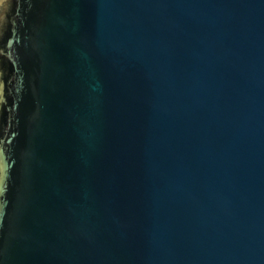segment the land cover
<instances>
[{"label":"water","instance_id":"obj_1","mask_svg":"<svg viewBox=\"0 0 264 264\" xmlns=\"http://www.w3.org/2000/svg\"><path fill=\"white\" fill-rule=\"evenodd\" d=\"M0 264H264V0H0Z\"/></svg>","mask_w":264,"mask_h":264}]
</instances>
